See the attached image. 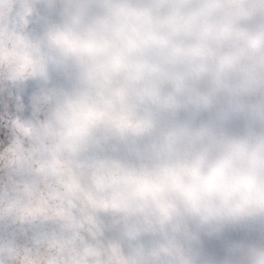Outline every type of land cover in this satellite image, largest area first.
<instances>
[{
    "label": "clouds",
    "instance_id": "1",
    "mask_svg": "<svg viewBox=\"0 0 264 264\" xmlns=\"http://www.w3.org/2000/svg\"><path fill=\"white\" fill-rule=\"evenodd\" d=\"M42 6L48 15L31 55L47 68L48 87L64 93L51 114L62 157L76 160L101 135L119 156L132 150L113 169L120 190L104 203L134 240L106 252L104 264H216L186 246L196 230L264 220V0ZM186 25L204 46L189 40L163 80L150 78L166 51L161 38ZM225 39L239 46L212 47ZM227 264H264V237Z\"/></svg>",
    "mask_w": 264,
    "mask_h": 264
},
{
    "label": "snow or ice",
    "instance_id": "2",
    "mask_svg": "<svg viewBox=\"0 0 264 264\" xmlns=\"http://www.w3.org/2000/svg\"><path fill=\"white\" fill-rule=\"evenodd\" d=\"M37 15L31 3L8 0L0 8V34L30 33ZM0 81L9 85L0 92V172L5 174L0 178V264H18L21 258L34 264H104L106 252L123 251L134 240L102 202L91 203L87 195L95 164L115 158L117 150L106 143L84 150L72 164L74 183L49 197L39 191L40 170L17 160L26 126L44 115L48 83L4 72Z\"/></svg>",
    "mask_w": 264,
    "mask_h": 264
},
{
    "label": "rangeland",
    "instance_id": "3",
    "mask_svg": "<svg viewBox=\"0 0 264 264\" xmlns=\"http://www.w3.org/2000/svg\"><path fill=\"white\" fill-rule=\"evenodd\" d=\"M24 2L31 3L38 15L32 21L30 33L23 36L0 34V72L14 77H39L47 81V68L34 64L31 53L35 51V43L43 30L48 12L42 6L43 0H24ZM151 2L170 5L179 3L181 0H151ZM7 3L8 0H0V8H3ZM189 40H192L198 47H203L205 44L203 40L194 39L192 29L187 25L179 34L170 32L163 36L160 42L166 51L156 57L153 66L147 70L150 73V78L163 80L165 66L187 54L184 44ZM239 43L240 41L225 39L213 43L212 47L229 49L239 46ZM169 45L175 47L169 48ZM128 46L134 50L137 48L135 42L132 41L128 42ZM21 50L30 54L21 55ZM52 75L55 77L56 73L53 71ZM8 87L6 82L0 81V92ZM64 98L63 92L48 88L41 109L44 115L26 126L24 140L18 148V162H21L24 167H35L40 170L42 178L39 191H43L49 197L54 196L59 187L71 185L76 179L72 174V164L76 160L64 159L60 146L54 140L56 133L52 126V109ZM101 143L112 146L109 139L101 135L91 147ZM131 154L132 150H125L121 153L122 157L117 155L115 158L105 159L95 164L96 171L92 176L91 186L87 189L91 203L102 202L105 205V198L120 190L121 181L114 174L113 169L121 166L123 157ZM4 175L3 172H0V178H4ZM22 231L23 229H17V232ZM261 237H264V220L245 221L230 224L220 233L207 234L196 230L193 238L186 242V246L194 254L212 259L216 264H227L232 253L240 245Z\"/></svg>",
    "mask_w": 264,
    "mask_h": 264
}]
</instances>
